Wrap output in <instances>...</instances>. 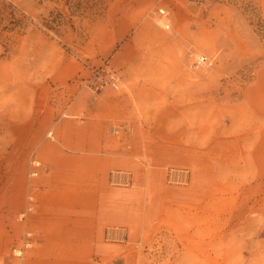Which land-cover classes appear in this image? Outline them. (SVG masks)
Returning <instances> with one entry per match:
<instances>
[{
  "label": "rangeland",
  "instance_id": "1",
  "mask_svg": "<svg viewBox=\"0 0 264 264\" xmlns=\"http://www.w3.org/2000/svg\"><path fill=\"white\" fill-rule=\"evenodd\" d=\"M0 1L14 12L13 21L5 13L11 30L0 32V264L29 232L43 142L59 118L81 117L100 93L160 96L132 101L130 115L149 127V146H174L166 166L149 156L137 158V170L118 168L131 172L128 187L110 186L107 173L108 186L133 187L149 232L128 237L126 226L109 225L125 227L126 241L108 243L102 233L103 242L130 264H264V155L253 156L251 141L248 163L200 171L189 148L194 115L175 110L194 93L220 124L232 102L264 109V0ZM198 55L213 59L208 72L194 67ZM94 69L110 72L118 88L94 86ZM168 96L177 105L165 109ZM135 118L111 131L132 133ZM260 125L251 135L264 132ZM170 168L188 170V183H166Z\"/></svg>",
  "mask_w": 264,
  "mask_h": 264
},
{
  "label": "crops",
  "instance_id": "2",
  "mask_svg": "<svg viewBox=\"0 0 264 264\" xmlns=\"http://www.w3.org/2000/svg\"><path fill=\"white\" fill-rule=\"evenodd\" d=\"M138 97L100 93L92 96L94 103L85 106L81 117L56 121L54 139L41 146L39 160L46 170L40 172L33 188L32 210L25 224V229L33 233V246L25 251L23 264L132 262L133 258L103 242V229L124 225L128 237L142 236L149 232V221L140 215L139 198L133 187H110L106 175L118 168L137 170L139 157L147 160L150 156L156 164L166 166V150L174 148L170 143L157 141L149 146V127L143 128L141 120L130 115L131 102L162 99L158 95ZM178 99L184 103H178L175 110L194 115L195 143L189 148L194 149V166H199L200 171L207 165L248 163L251 151L246 147L251 141L256 144L253 156L264 155V132L251 135V128L264 124L263 108H243L241 103L232 102L227 104L231 109L227 120L220 124L216 110L203 106L200 94ZM165 100L177 101L169 96ZM174 105L177 104L171 102L165 109ZM129 118H135L132 133L111 131L115 123L125 124ZM250 124L254 125L246 129ZM179 153L185 156V152ZM134 181L133 178V184ZM14 261L18 259L13 257L10 262Z\"/></svg>",
  "mask_w": 264,
  "mask_h": 264
},
{
  "label": "built area",
  "instance_id": "3",
  "mask_svg": "<svg viewBox=\"0 0 264 264\" xmlns=\"http://www.w3.org/2000/svg\"><path fill=\"white\" fill-rule=\"evenodd\" d=\"M213 66V59L204 55H198L194 60V67L199 68L202 72H208ZM91 82L94 86L100 89L110 87L117 89L118 84L115 77L110 72H103L99 69L92 71ZM39 166V163H35ZM165 181L171 185H186L189 181V172L186 169L170 168L165 173ZM107 182L114 187H128L132 183V174L128 170L113 169L107 175ZM103 238L108 243H124L127 238L126 228L123 226H107L103 231ZM32 246L31 234L25 233L24 239L19 247L12 251V256L18 261L9 262L8 264H23L22 259L26 250Z\"/></svg>",
  "mask_w": 264,
  "mask_h": 264
},
{
  "label": "trees",
  "instance_id": "4",
  "mask_svg": "<svg viewBox=\"0 0 264 264\" xmlns=\"http://www.w3.org/2000/svg\"><path fill=\"white\" fill-rule=\"evenodd\" d=\"M10 8V5H5L3 4V2L0 1V32L4 31V30H11L10 28H8L7 23H5V21H9L7 20V17L5 16L6 14H10L11 15V19L12 21L14 20V12L13 11H7V9ZM9 22V23H15V22Z\"/></svg>",
  "mask_w": 264,
  "mask_h": 264
},
{
  "label": "bare ground",
  "instance_id": "5",
  "mask_svg": "<svg viewBox=\"0 0 264 264\" xmlns=\"http://www.w3.org/2000/svg\"><path fill=\"white\" fill-rule=\"evenodd\" d=\"M160 12H163L162 10H160Z\"/></svg>",
  "mask_w": 264,
  "mask_h": 264
}]
</instances>
